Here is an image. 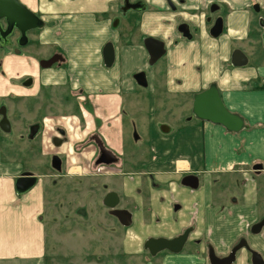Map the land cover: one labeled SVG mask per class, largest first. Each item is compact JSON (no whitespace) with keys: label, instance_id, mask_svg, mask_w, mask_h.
I'll use <instances>...</instances> for the list:
<instances>
[{"label":"crops","instance_id":"crops-1","mask_svg":"<svg viewBox=\"0 0 264 264\" xmlns=\"http://www.w3.org/2000/svg\"><path fill=\"white\" fill-rule=\"evenodd\" d=\"M40 1L46 10L35 8L31 0H23L22 3L41 16L45 40L60 44L59 47L69 58L67 69L56 72L54 84H70L72 89L81 88L89 92L95 106L102 105L112 111L109 117L104 118L105 121L122 122L123 95L138 94L142 90L145 93L155 92L161 67H164V85L168 91L194 96L216 84L226 108L244 118L247 128L238 133H230L221 125L196 118L187 120V124L177 129L163 124L161 129L152 127L150 130L152 156L139 167L147 166L159 180L171 183L169 185L175 200L183 197L181 203L185 217L196 215L195 210L199 206L193 201L199 198L204 199L200 205L201 216L213 212V209L209 210L211 203L207 193L202 194L201 189L197 192L179 187L171 181L177 179L181 172L198 171L203 166L208 175L209 172L264 165L263 52L258 53L261 60L255 66H250L249 59L255 56L250 46L255 43L251 25L257 22V27L254 26L261 31L264 25V0ZM126 2L140 7L127 11ZM214 6L216 10L212 9ZM101 15L102 18L99 17ZM218 19L223 21V32L213 37L210 30ZM183 24L189 27L190 37L178 32L179 26ZM148 37L165 43L167 50L154 65H150V57L144 47V40ZM107 44H111L114 51L111 66H106L103 59ZM235 49L242 51L248 58L245 66L236 67L232 64ZM140 74L144 75L145 84L138 83L136 77ZM98 95H102L104 103ZM192 104L193 100L191 109ZM150 116L155 117L154 109L153 114L149 113ZM122 131H125L124 128ZM2 134L0 128V264H47L48 226L44 217L43 192L39 190L40 187H36L24 195L17 194L16 179L28 171L15 159L3 158ZM118 161L120 163L121 160L118 158ZM127 164L121 161L119 168L126 171L122 173L121 181L126 196L130 192L131 197L138 183L132 182L136 174L128 169H138V164L129 168ZM131 184L134 186L128 188ZM154 194L149 199L153 216L163 218V223L173 222L163 229L162 224L152 230L139 229L131 237L136 248L142 247L148 238L174 239L179 236L176 234L177 227H181L183 221L185 229L190 227L186 224V218L180 225L172 220V206L174 208L176 203L171 193L167 192L164 196ZM138 198L141 200L134 202L143 208L144 201ZM248 199L252 201L250 196ZM171 202L172 206L169 204ZM121 209L129 211L126 207ZM247 210H243V214ZM217 215L216 212L213 217H220ZM240 217L237 215V220ZM233 231L236 234L240 232L239 229ZM190 232L196 238L202 231L193 232L190 228ZM245 251L239 254L234 264H250ZM197 254L186 249L179 254L168 253L165 264H207Z\"/></svg>","mask_w":264,"mask_h":264},{"label":"rangeland","instance_id":"rangeland-1","mask_svg":"<svg viewBox=\"0 0 264 264\" xmlns=\"http://www.w3.org/2000/svg\"><path fill=\"white\" fill-rule=\"evenodd\" d=\"M32 1L35 8L46 10L40 0ZM99 17L102 18L103 15ZM260 23L258 22V25ZM254 25L257 27V22L254 21L251 25L255 43L250 46L255 51V56L249 57L250 66L260 62L258 54L260 51L264 55L261 31ZM43 30L29 31L31 43L23 47L19 54L14 53V45L0 46V119L3 118L1 110L4 109L11 127L9 132L2 131L3 158L5 160L12 158L23 164L24 168L38 180L31 191L40 187L39 190L44 195L43 210L48 226L46 263L165 264L169 251L152 255L143 247V243L142 247L136 248L131 240L132 235L139 229L152 230L160 224L163 229L173 222L170 220L165 224L163 218L153 216V208L149 205V199L151 195L155 196L154 193H159L160 196L167 192L172 194L171 183L159 180L147 166H139L151 159L149 133L152 127L161 129L163 124H167L177 129L187 124V120L193 117L190 108L193 96L168 91L164 85V67H161L163 70L159 72V85L156 91L145 93L142 90L138 94L123 95L122 122H114L112 119L114 123H109L104 118L109 117L112 111L102 105L95 106L89 92L81 88L72 89L70 84H54L56 72L67 69L69 58L59 47L60 44L54 40H45ZM178 32L183 36L180 27ZM137 40L143 42L142 39ZM53 54H59V60H55L51 67L44 68L41 63L48 61ZM98 98L102 99V95ZM153 109L155 117H148L149 113L153 114ZM44 117L53 121L42 122L43 136L29 137L30 126L41 122ZM57 120L69 128V139L66 144L73 146L71 155L64 154V151L69 152L68 147L61 152L47 143L49 137L46 134L54 135L55 131L50 128L56 127ZM115 123L117 124L114 127ZM123 128L125 131H122ZM93 134L103 140L105 148L114 153L119 160L127 162L128 168L135 163L138 164V169H128L136 174L132 182L138 183L131 197L130 192L126 196L125 186L121 181L122 173L126 172L119 168L121 161L118 163L117 160L116 163L108 165L96 164L100 153L98 145H95L98 149L94 148L95 143L91 142ZM45 145L49 146L44 148ZM92 151H95V156L90 160ZM54 155L61 158L60 169L53 166ZM89 162L91 168L87 167ZM187 174L199 179L197 189L183 185L182 179ZM171 181L179 187L193 191L198 192L201 189L202 194H208L211 203L209 210L213 209V212H209L211 214L204 213V216H201L200 205L202 206L204 199L199 198L198 201H193L199 206L195 210L196 215L185 217L184 206L181 203L183 197L176 201L173 196L175 194H172L171 198L176 203L174 208L173 203H169L174 214L172 220H176L175 222L180 225L186 218V224L190 226L185 229L183 221L182 226L177 227L176 233L179 236L188 235L185 248L188 252L200 254L207 264H211L210 252L224 258L235 251L236 259L232 264L245 250L249 255L250 264L253 250L260 252L264 257V165L262 169H256L254 166L237 167L232 170L209 172L208 175L204 167L200 166L198 171H183L177 179ZM133 186L131 184L128 188ZM109 192H116L119 196V209L126 207L131 212L130 226L121 225L111 214L112 209L104 204L103 199ZM249 196L252 201L248 199ZM138 197L144 201L143 208L134 202L141 200ZM243 210L248 212L243 214ZM216 212L220 217H213ZM221 215L224 216L223 219ZM237 215L241 216L240 220H237ZM236 225L240 230L237 234L233 233V230H237ZM190 228L193 232L197 230L202 232L194 238ZM241 243L246 244L244 250H239L238 246Z\"/></svg>","mask_w":264,"mask_h":264},{"label":"water","instance_id":"water-1","mask_svg":"<svg viewBox=\"0 0 264 264\" xmlns=\"http://www.w3.org/2000/svg\"><path fill=\"white\" fill-rule=\"evenodd\" d=\"M138 7L140 6L135 7V9H139ZM215 9H217V7H215ZM1 19L6 20L8 28L5 31L0 26V43H2L3 39L7 40V37L11 34L12 30L17 28L22 32V39L24 40V42H20V45L24 46L27 44L28 31L44 27L43 21L19 0H0V20ZM222 32L223 21L218 19L211 28L210 34L213 37H218ZM183 33L184 35H188L186 30ZM262 41L264 46V32L262 35ZM6 44L4 43L2 45L5 46ZM144 47L150 57V65L156 64L167 52L165 43L153 37H148L144 40ZM103 59L106 66H111L113 64L114 51L111 44H107L104 48ZM54 62V59L43 61L41 65L44 68H48L51 67ZM247 63L248 59L242 51L236 50L233 53L232 64L234 66L242 67ZM140 83L145 84V80L140 79ZM192 114L193 117L189 118L188 121L196 118L200 121L221 125L230 133H238L247 128L245 120L242 116L232 113L226 108L216 84L210 85L208 89L193 96ZM1 115L3 118L0 121V128L2 131L9 132L11 124L4 109L1 110ZM96 143L100 150V157L96 161V164L108 165L117 162L118 159L115 154L105 148L101 139L97 138ZM55 144L56 146H60L61 142L55 139ZM58 163L59 157H55L53 166L56 169H60L61 167ZM256 169H262V166L257 165ZM37 182V177L30 172L23 173L16 179L15 189L17 194L24 195L28 193L36 186ZM182 183L192 189H197L199 186V179L196 176L190 175L186 176ZM118 204V195L115 192L109 193L106 197L105 205L113 210L112 214L116 216L123 225L130 226L132 224L131 213L127 210L117 209L116 207ZM187 238V234H183L171 240L166 238H150L145 243V247L152 255H157L159 252L165 250L170 251L173 254H179L182 252L187 242ZM235 256V251H232L230 255L225 258H219L214 252H210L209 260L211 264H232L235 260ZM252 264H264L263 257L260 253L256 251L252 252Z\"/></svg>","mask_w":264,"mask_h":264},{"label":"flooded vegetation","instance_id":"flooded-vegetation-1","mask_svg":"<svg viewBox=\"0 0 264 264\" xmlns=\"http://www.w3.org/2000/svg\"><path fill=\"white\" fill-rule=\"evenodd\" d=\"M21 3H22V1L21 0H19ZM22 4H24V3H22ZM172 4V3H171ZM25 5V4H24ZM26 6V5H25ZM137 6H140V5H137ZM136 5H134V4H131L130 2H126V7H127V9H135V7H137ZM27 7V6H26ZM172 9H174L175 7L173 6V4H172ZM28 8V7H27ZM29 9V8H28ZM30 11H32L31 9H29ZM33 13H35L34 11H32ZM40 19H41V16L38 14V13H35ZM259 22V21H258ZM44 23V22H43ZM0 26H1V28H3L5 31L7 30V28H8V24H7V22H6V20L5 19H1L0 20ZM180 27V30L182 31V32H185V30L188 32V35H186L187 37H190V29H189V27L187 26V25H185V24H183V25H180L179 26ZM39 29H43V27L42 28H39ZM34 30H37V29H34ZM31 31H33V30H31ZM263 32H264V25H262L261 26V33H260V36H261V42H262V45H263V41H262V35H263ZM29 31L27 32V44L26 45H24V46H22V45H20V42L22 41V42H24V40L22 39V32L20 31V30H18L17 28H14L13 30H12V32H11V34L7 37V40H4L3 39V41H2V43H0V46L1 47H3V45L2 44H6L5 45V47L6 46H8V47H10V46H13L14 45V53H16V54H19L20 52H21V49L23 48V47H26V46H28L30 43H31V39H30V37H29ZM184 35V34H183ZM59 54H53L48 60H52V59H54V60H56V61H58L59 60V56H58ZM136 79H137V81H138V83H140V79H144L145 80V78H144V75H142V74H140V75H138L137 77H136ZM140 84H142V83H140ZM62 118H64V117H62ZM65 119V118H64ZM2 119H0V121H1ZM44 120H46L45 119V117L41 120V122H37L36 124H33V125H31L30 126V128H29V137H34V138H37L39 135H42L43 136V127H42V122L44 121ZM47 120H50V121H53V120H51V119H47ZM57 125H55L56 127H51L50 129L51 130H53V131H55L54 132V135L53 136H50L49 134H46L47 135V137H49V139H50V143H49V145L51 144V146L53 147V148H55L56 150H61V152H63L64 150L63 149H67V147L69 146V149H68V151L69 152H65L64 151V154H67L68 155V153L71 155V154H73V146H72V144H69V143H67L66 144V142H67V139H69V128L67 127V126H65V125H63L62 123H60V121L59 120H57ZM79 129V131H80V128H78ZM97 138H99L97 135H92L91 136V142L92 143H95L94 144V148H97L95 145L97 144L96 143V139ZM55 139H57L59 142H61V145L60 146H56V144H55ZM100 139V138H99ZM103 141V140H102ZM49 145H45L44 146V148H46V147H48ZM65 146V147H64ZM99 148V147H98ZM97 148V149H98ZM98 151H99V153H100V150L98 149ZM93 153L91 154V156H93L92 157V160H93V158H94V156H95V151H92ZM55 157H59L58 155H54L53 157H52V163H53V161L55 160ZM100 157V154L98 155V158ZM118 159V158H117ZM98 159H96V161H97ZM95 161V162H96ZM92 162V161H91ZM91 162H89V164L91 163ZM89 164H87V167H88V165ZM58 165L59 166H62V162H61V158L59 157V163H58ZM84 166H86V165H84ZM85 168V167H84ZM187 176H190V175H187ZM185 177H183V179H184ZM183 179H182V181H183ZM109 193H111V192H109ZM109 193H107V195L109 194ZM107 195L104 197V199H103V202H104V204H105V202H106V197H107ZM119 203H120V198H119ZM119 207V204L117 205V209H119L118 208ZM122 210V209H121ZM112 212H113V210H111V214H112ZM113 215V214H112ZM114 216V215H113ZM117 220H118V222L121 224V225H123L122 223H121V221L116 217V216H114ZM132 218V217H131ZM177 237H179V236H177ZM176 238V237H175ZM148 239H150V238H148ZM148 239H146L144 242H143V247L144 248H146L145 247V243L147 242V240ZM187 243V242H186ZM245 243V242H244ZM185 246H186V244H185ZM185 246H184V249H185ZM244 246H246V244H243V243H241L238 247H239V250H243V249H245L244 248ZM148 250V249H147ZM149 251V250H148ZM253 251H256V250H253ZM252 251V252H253ZM150 252V251H149ZM170 252V251H169ZM252 252H251V262H252ZM256 252H258V251H256ZM171 253V252H170ZM258 253H260V252H258ZM151 254V253H150ZM261 254V253H260ZM261 256L263 257V255L261 254ZM227 257V256H226ZM225 258V257H224ZM236 259V258H235ZM263 260H264V257H263ZM236 262V261H235Z\"/></svg>","mask_w":264,"mask_h":264},{"label":"built area","instance_id":"built-area-1","mask_svg":"<svg viewBox=\"0 0 264 264\" xmlns=\"http://www.w3.org/2000/svg\"><path fill=\"white\" fill-rule=\"evenodd\" d=\"M46 122H47V123H51L52 121L46 119ZM45 126L48 127V125H45ZM51 127H52V126H51ZM47 143H48V144L50 143V139L47 140ZM92 157H93V156H92ZM92 157L90 158V160H92ZM88 168H91V165H90V164L88 165Z\"/></svg>","mask_w":264,"mask_h":264}]
</instances>
